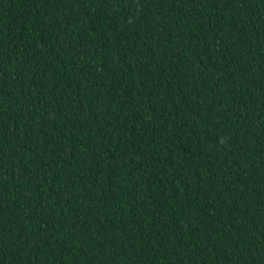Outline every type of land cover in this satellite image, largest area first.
I'll return each mask as SVG.
<instances>
[{
  "label": "trees",
  "instance_id": "1",
  "mask_svg": "<svg viewBox=\"0 0 264 264\" xmlns=\"http://www.w3.org/2000/svg\"><path fill=\"white\" fill-rule=\"evenodd\" d=\"M0 264H264V0H0Z\"/></svg>",
  "mask_w": 264,
  "mask_h": 264
}]
</instances>
